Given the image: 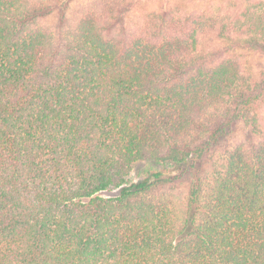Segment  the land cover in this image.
<instances>
[{
	"label": "trees",
	"instance_id": "trees-1",
	"mask_svg": "<svg viewBox=\"0 0 264 264\" xmlns=\"http://www.w3.org/2000/svg\"><path fill=\"white\" fill-rule=\"evenodd\" d=\"M49 12L0 0V264H264V65ZM232 23L264 57V8Z\"/></svg>",
	"mask_w": 264,
	"mask_h": 264
},
{
	"label": "rangeland",
	"instance_id": "rangeland-1",
	"mask_svg": "<svg viewBox=\"0 0 264 264\" xmlns=\"http://www.w3.org/2000/svg\"><path fill=\"white\" fill-rule=\"evenodd\" d=\"M29 6L42 7L49 14L38 22L44 28L54 30L59 20L60 9L64 8L66 19L72 22L89 14L97 23H109L115 32L125 30L135 35H149L155 31L159 22L164 19V26L188 24L189 18L200 22V49L211 50L214 47L235 45V54L242 63L243 71L251 78H256L264 65V57L258 51L245 47L233 30V18L245 9L264 8V0H25ZM264 44V38L257 40ZM240 43V45H239ZM264 121V103L257 109ZM242 139L237 130L229 141ZM149 162H138L128 176V181L143 178ZM118 188L103 191V196L118 193ZM177 192L184 195L186 182L178 186Z\"/></svg>",
	"mask_w": 264,
	"mask_h": 264
}]
</instances>
